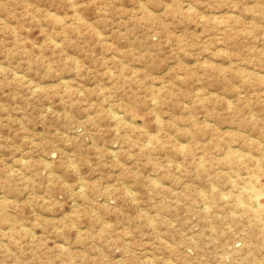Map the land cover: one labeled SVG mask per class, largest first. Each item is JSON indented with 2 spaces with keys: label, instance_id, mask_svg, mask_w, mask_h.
Instances as JSON below:
<instances>
[{
  "label": "rangeland",
  "instance_id": "obj_1",
  "mask_svg": "<svg viewBox=\"0 0 264 264\" xmlns=\"http://www.w3.org/2000/svg\"><path fill=\"white\" fill-rule=\"evenodd\" d=\"M263 176L264 0H0V264H264Z\"/></svg>",
  "mask_w": 264,
  "mask_h": 264
},
{
  "label": "bare ground",
  "instance_id": "obj_2",
  "mask_svg": "<svg viewBox=\"0 0 264 264\" xmlns=\"http://www.w3.org/2000/svg\"><path fill=\"white\" fill-rule=\"evenodd\" d=\"M258 175H260V174H258ZM260 176H261V175H260ZM263 177H264V176H263ZM263 177H262V178H263ZM256 180H257V179H256ZM258 180H259V178H258ZM259 192H260V191H259ZM260 195H261V193H260ZM260 195H259V196H260ZM262 195H263V194H262ZM259 196H258V197H259ZM252 198H254V197H252ZM255 198H256V196H255ZM238 201H239V200H238ZM252 201H253V199L251 200V202H252ZM251 202H250V203H251ZM257 202H258V200H257ZM252 203H253V202H252ZM239 204H240V203L238 202L237 205H239ZM253 205H254V204H253ZM256 205H257V204H256ZM259 205H260V204H259ZM203 206H204V205H203ZM251 206H252V205H251ZM260 206H261V205H260ZM246 207H247V206H246ZM248 208H250V207H248ZM257 208H258V207H257ZM259 208H261V207H259ZM250 209H251V208H250ZM262 209H263V208H262ZM262 209H261V210H262ZM252 210H253V209H252ZM254 210H255V209H254ZM257 210H259V209H257ZM261 210H260V211H261ZM262 211H263V210H262ZM262 211H261V213H262ZM249 212H250V210H249ZM253 212L255 213V211H253ZM257 212H258V211H257ZM263 212H264V211H263ZM258 214H259V212H258ZM147 216H148V215H147ZM256 216H257V215H256ZM149 218H150V217H149ZM151 219H152V218H151ZM200 219H202V218H200ZM152 221H153V220H152ZM201 221H202V220H201ZM142 222H143V221H142ZM144 222H145V221H144ZM203 222H204V221H203ZM150 225H151V224H150ZM152 226H154V225H152ZM151 229H152V227H151ZM156 229H157V228H155V230H156ZM168 229H169V228H168ZM171 229H172V228H171ZM157 230H158V229H157ZM166 230H167V227H166ZM138 231H139V230H138ZM161 231H162V229H161ZM172 231H173V229H172ZM172 231H171V232H172ZM254 231H255V229H254ZM254 231H252V232H254ZM139 232H141V231H139ZM153 232H154V231H153ZM168 232H169V231H168ZM192 232H193V231H192ZM252 232H251V233H252ZM178 233H179V232H178ZM190 233H191V232H190ZM249 233H250V232H249ZM255 233H256V232H255ZM255 233H254V234H255ZM154 234H155V233H154ZM154 234H153V236H154ZM159 234H160V232H159ZM176 234H177V233H176ZM188 234H189V233H188ZM164 235H165V234H164ZM166 235L169 236V234H166ZM166 235H165V236H166ZM170 235L172 236V234H170ZM255 235H256V234H255ZM155 236H156V235H155ZM177 236H178V235H177ZM185 236H186V235H184V237H185ZM251 236H253V235H250V237H251ZM156 237H158V236H156ZM169 237H170V236H169ZM184 237H183V238H184ZM258 238H259V236H258ZM32 239H33V238H32ZM32 239H31V242H32ZM155 239H157V238H155ZM195 239H196V238H195ZM197 239H198V238H197ZM261 239H262V238H261ZM261 239H259V240H261ZM33 240H34V239H33ZM159 240H160V239H159ZM177 240H178V239H177ZM254 240H256V239H254ZM170 241H172V240H170ZM179 241H180V240H179ZM186 241H187V240H186ZM188 241H190V239H188ZM257 241H258V240H257ZM165 242H166V240H165ZM192 242H193V241H192ZM162 243H163V242H162ZM162 243H161V244H162ZM167 243H168V241H167ZM173 243H174V242H173ZM260 243H262V242L260 241ZM29 244H30V243H29ZM158 244H159V243H158ZM164 244H165V243H164ZM174 244H175V243H174ZM178 244H179V243H178ZM184 244H185V243H184ZM195 244H196V243H195ZM125 245H126V244H125ZM159 245H160V244H159ZM187 245H188V243H187ZM192 245H193V244H192ZM192 245H191V246H192ZM180 246H181V245H180ZM125 247H127V245H126ZM160 247H161V245H160ZM164 247H166V246H164ZM182 247H183V245H182ZM187 247H189V246H187ZM192 247H193V246H192ZM195 247H196V246H195ZM197 247H198V246H197ZM122 248H123V247H122ZM175 248H176V247H175ZM66 249H67V248H66ZM118 249H119V248H118ZM123 249H124V248H123ZM132 249H134V248H132ZM132 249H131V251H133ZM167 249H168V247H167ZM170 249H171V246H170ZM170 249H168V250H170ZM172 249H173V246H172ZM62 250H65V249L62 248ZM125 251H126V250H125ZM125 251H124V252H125ZM136 251H137V250H136ZM173 251H175V249H173ZM186 251H187V250H186ZM186 251H185V252H186ZM195 251H196V250H195ZM127 252H128V253H131V252L128 251V249H127ZM133 252H135V251H133ZM171 253H172V252H171ZM173 253L176 254L175 252H173ZM133 254H134V253H133ZM135 254H136V252H135ZM131 255H132V254H131ZM139 255H140V254H139ZM127 256H128V255H127ZM136 256H138V255H136ZM140 256H141V255H140ZM68 257L71 259L70 256H68ZM141 257H142V256H141ZM131 258H132V257H131ZM138 258H140V257L138 256ZM124 259H125V258H124ZM124 259H123V260H124ZM127 259H128V258H127ZM147 259H148V258H147ZM130 260H131V259H130ZM137 260H139V259H136V261H137ZM148 260H149V259H148ZM124 261H127V260L125 259ZM134 261H135V260H134ZM134 261H133V262H134ZM144 261H145V260H144ZM127 262H128V261H127ZM127 262H126V263H127ZM137 262H138V261H137ZM148 262H149V261H148ZM130 263H132V262H130ZM139 263H141V261H140ZM139 263H138V264H139ZM143 263H144V262H143ZM151 263H153V261H151ZM151 263H149V264H151ZM147 264H148V263H147Z\"/></svg>",
  "mask_w": 264,
  "mask_h": 264
}]
</instances>
